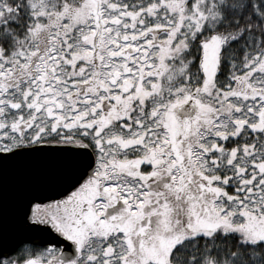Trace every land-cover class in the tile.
I'll use <instances>...</instances> for the list:
<instances>
[{"label":"snow or ice","instance_id":"6c2138e0","mask_svg":"<svg viewBox=\"0 0 264 264\" xmlns=\"http://www.w3.org/2000/svg\"><path fill=\"white\" fill-rule=\"evenodd\" d=\"M0 264H264V0H0Z\"/></svg>","mask_w":264,"mask_h":264}]
</instances>
